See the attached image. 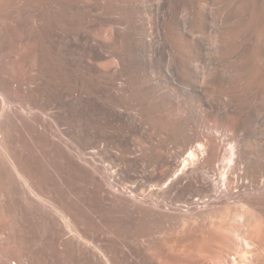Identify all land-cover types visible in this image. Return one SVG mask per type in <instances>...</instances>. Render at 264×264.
<instances>
[{"label": "bare ground", "instance_id": "obj_1", "mask_svg": "<svg viewBox=\"0 0 264 264\" xmlns=\"http://www.w3.org/2000/svg\"><path fill=\"white\" fill-rule=\"evenodd\" d=\"M95 213L264 264V0H0V264H113Z\"/></svg>", "mask_w": 264, "mask_h": 264}, {"label": "rangeland", "instance_id": "obj_2", "mask_svg": "<svg viewBox=\"0 0 264 264\" xmlns=\"http://www.w3.org/2000/svg\"><path fill=\"white\" fill-rule=\"evenodd\" d=\"M99 207L98 202H94ZM95 226L102 238L101 242L107 253L112 257L113 264H128L129 258H125L122 251L125 247L137 243L144 234H147L151 228L156 226L152 222H144L131 219L121 214L100 213L94 214ZM105 225L103 227L102 225ZM143 233V234H142ZM142 235V236H141ZM123 255V256H122ZM264 256V252H258L249 259H259ZM81 264V263H79ZM93 264H107L103 260L96 258Z\"/></svg>", "mask_w": 264, "mask_h": 264}]
</instances>
